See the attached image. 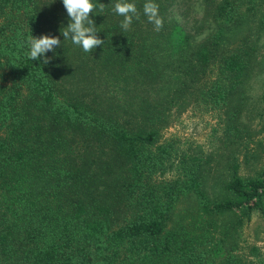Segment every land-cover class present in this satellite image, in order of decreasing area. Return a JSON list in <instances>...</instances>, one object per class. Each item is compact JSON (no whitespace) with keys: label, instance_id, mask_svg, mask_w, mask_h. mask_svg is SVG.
Segmentation results:
<instances>
[{"label":"trees","instance_id":"1","mask_svg":"<svg viewBox=\"0 0 264 264\" xmlns=\"http://www.w3.org/2000/svg\"><path fill=\"white\" fill-rule=\"evenodd\" d=\"M180 1L153 0L156 31L146 0H128L139 18L125 31L116 0H91L104 42L87 53L61 35V0H0V264H211L214 232L234 241L264 219V164L242 176L232 157L217 170L211 148L162 135L191 105L234 140L249 56L246 36L231 38L264 0H195L193 34L169 21ZM30 34L60 39L50 63L25 55ZM181 203L190 217L172 218ZM229 248L216 264H243Z\"/></svg>","mask_w":264,"mask_h":264},{"label":"rangeland","instance_id":"2","mask_svg":"<svg viewBox=\"0 0 264 264\" xmlns=\"http://www.w3.org/2000/svg\"><path fill=\"white\" fill-rule=\"evenodd\" d=\"M194 2L195 0L180 1L174 7L176 9L173 10V6L169 9L170 16L173 18L169 21L176 20L175 23L178 24V27L184 28V31L190 34H193L195 28L200 25L199 20H201L202 14L198 2ZM256 6L258 7L257 20H254L253 17L247 18L241 25H244V27L249 25V29L243 31L237 29V32L231 38L232 41H237L245 35L246 38L243 43L246 45H243V47L247 50L249 56L247 76L244 80L245 99L239 105V117L235 119L234 123L237 134L234 137L235 141L232 139L233 137L229 136L227 137L229 142H225L224 128L221 125V121L224 124V120L219 118L218 121V117L214 112L206 111V113L193 108L191 105L187 106L177 116L173 118L171 116L169 124L162 130L164 138L173 137L179 143V148L183 150H186L189 145L194 150L198 149V145H201L200 149L204 150L211 148L218 154L215 166L217 170L227 160L230 161L232 157H236V161L239 163V174L242 176L252 174L254 170L264 164V105L260 101L261 86L264 82V25L259 27L260 22H258L260 15L264 13V2L256 4ZM173 11L174 13H172ZM239 42L240 40L236 43ZM220 116H223L222 111ZM222 142H225L223 143L225 144L224 147ZM217 170L212 172L211 175H207V182L213 177L216 178ZM184 206L185 203L177 205L172 218L177 219L178 213L181 216L185 215V218H189L190 214L180 210V207ZM234 214L237 215V213ZM215 219L221 218L215 217ZM233 219L236 220V217ZM214 222L217 223L218 221ZM238 229L239 234L235 235L234 241L226 239L224 242H218L219 232L213 233L214 238L211 240V244L208 247L206 246L207 251H210L209 254H214L211 264H216L222 259L225 247H230L228 256L233 255L240 258L243 264H264V219L259 216L252 218L248 223L240 225ZM222 243L224 244L222 245ZM206 264H210L209 260Z\"/></svg>","mask_w":264,"mask_h":264},{"label":"clouds","instance_id":"3","mask_svg":"<svg viewBox=\"0 0 264 264\" xmlns=\"http://www.w3.org/2000/svg\"><path fill=\"white\" fill-rule=\"evenodd\" d=\"M61 2L68 17L67 26L61 29L63 38L70 39L74 45L81 47L87 53H91L93 49L101 46L104 40L98 38L94 20L90 19V14L95 9L91 0H61ZM104 7V4H100V11H103ZM158 7L153 0H146L143 5V12L148 21L155 26L156 31L163 27ZM113 10L116 14L124 17L120 27L125 31L129 29L133 16L139 18L135 4L128 0H116ZM60 42L58 37L51 35L34 37L30 34L25 42L28 48L25 55L32 61L43 58L41 62L46 65L50 63L51 58H46L45 54L59 47Z\"/></svg>","mask_w":264,"mask_h":264}]
</instances>
